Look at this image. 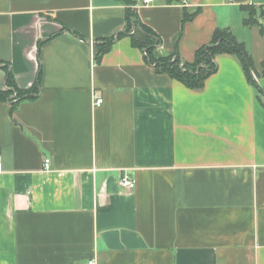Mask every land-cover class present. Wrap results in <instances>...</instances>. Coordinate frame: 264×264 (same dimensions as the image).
I'll return each mask as SVG.
<instances>
[{
	"label": "crops",
	"instance_id": "0c3cea01",
	"mask_svg": "<svg viewBox=\"0 0 264 264\" xmlns=\"http://www.w3.org/2000/svg\"><path fill=\"white\" fill-rule=\"evenodd\" d=\"M137 1L0 0V264H264V37L240 8L264 0ZM141 27L186 62L229 28L263 94L225 54L185 87ZM8 72L37 96L12 107Z\"/></svg>",
	"mask_w": 264,
	"mask_h": 264
},
{
	"label": "trees",
	"instance_id": "16d2710c",
	"mask_svg": "<svg viewBox=\"0 0 264 264\" xmlns=\"http://www.w3.org/2000/svg\"><path fill=\"white\" fill-rule=\"evenodd\" d=\"M240 8L247 14V17L243 20L244 26H257L259 33L264 37V6L242 5ZM185 17L187 18L188 16L185 15ZM119 35L121 34L119 33ZM158 41L155 34L145 27L135 29L131 35L132 45L144 51V57L148 63L154 64L161 72L179 81L185 87L201 89L206 79L217 70L216 56L225 54L234 55L238 58L247 80L259 93L263 94L260 86L253 78L252 70L254 69V63L252 56L247 51L244 43L239 42L229 28L216 27L212 33L210 42L196 49L191 62L183 61L176 53L156 58L153 55V50ZM112 42V38L106 39L99 46L95 55L96 61L109 50ZM262 65L264 66V60L262 61ZM6 85L15 93V101L11 103L12 107L21 100L35 98L39 92L38 79L31 88L19 89L14 85L10 72L7 73ZM8 95H10V91L0 92V100H5Z\"/></svg>",
	"mask_w": 264,
	"mask_h": 264
},
{
	"label": "built area",
	"instance_id": "2783aa9c",
	"mask_svg": "<svg viewBox=\"0 0 264 264\" xmlns=\"http://www.w3.org/2000/svg\"><path fill=\"white\" fill-rule=\"evenodd\" d=\"M156 0H138L137 1V5L138 4H142V5H148L153 3ZM102 103V97L98 94V93H93L92 96V104L93 106H99ZM1 154H0V172L2 171V166H1ZM43 167L44 169H49L50 168V160L48 157L44 158L43 160ZM118 186L124 190H132L135 186V182L134 180L126 173H122L119 178H118ZM88 264H95V262L93 260L89 261Z\"/></svg>",
	"mask_w": 264,
	"mask_h": 264
},
{
	"label": "rangeland",
	"instance_id": "374dc122",
	"mask_svg": "<svg viewBox=\"0 0 264 264\" xmlns=\"http://www.w3.org/2000/svg\"><path fill=\"white\" fill-rule=\"evenodd\" d=\"M252 54L254 57V61H255V69L256 71H258L259 76H262V72L264 71V66L259 64L258 58H263L264 59V45H263V49L260 48L259 46H252Z\"/></svg>",
	"mask_w": 264,
	"mask_h": 264
}]
</instances>
